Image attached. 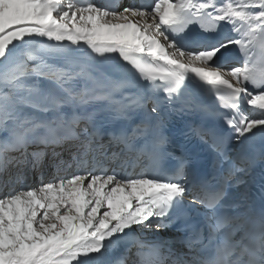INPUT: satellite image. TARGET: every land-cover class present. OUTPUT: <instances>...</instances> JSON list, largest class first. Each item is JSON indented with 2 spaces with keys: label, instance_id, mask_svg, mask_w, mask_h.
<instances>
[{
  "label": "snow or ice",
  "instance_id": "1",
  "mask_svg": "<svg viewBox=\"0 0 264 264\" xmlns=\"http://www.w3.org/2000/svg\"><path fill=\"white\" fill-rule=\"evenodd\" d=\"M0 264H264V0H0Z\"/></svg>",
  "mask_w": 264,
  "mask_h": 264
},
{
  "label": "bare ground",
  "instance_id": "2",
  "mask_svg": "<svg viewBox=\"0 0 264 264\" xmlns=\"http://www.w3.org/2000/svg\"><path fill=\"white\" fill-rule=\"evenodd\" d=\"M95 2L98 3V4H102V2L100 0H95Z\"/></svg>",
  "mask_w": 264,
  "mask_h": 264
}]
</instances>
